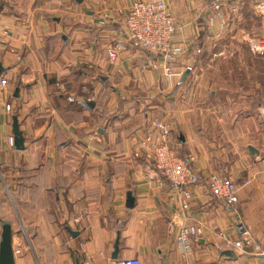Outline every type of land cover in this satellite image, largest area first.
I'll use <instances>...</instances> for the list:
<instances>
[{
    "label": "crops",
    "instance_id": "0c3cea01",
    "mask_svg": "<svg viewBox=\"0 0 264 264\" xmlns=\"http://www.w3.org/2000/svg\"><path fill=\"white\" fill-rule=\"evenodd\" d=\"M135 1L0 0L1 74L9 78L0 99V196L9 189L23 231L10 216L0 219L13 224L14 247L22 250L17 264H112L133 257L142 264H264V123L251 119V108L239 115L249 100L242 93L246 73L239 74L245 83L239 90L220 63L212 64V77L195 63L208 48L213 59L237 60V42L263 32L259 9L247 0L234 19L227 9L214 13L213 0H165L177 25L173 41L183 48L176 75L167 77L162 68H145L151 55L137 48L109 63L107 48L125 38ZM250 65L241 63L243 70ZM222 84L231 91L213 88ZM84 85L97 94L94 108L85 105ZM14 115L25 137L22 151L14 148ZM156 118L169 123L172 147L202 175L188 208L180 187L151 179L143 168L138 143ZM215 173L239 184L236 208L210 192L207 181ZM235 209L254 235L244 249L224 246L223 235L237 238ZM189 225L203 235L185 252L175 234Z\"/></svg>",
    "mask_w": 264,
    "mask_h": 264
},
{
    "label": "built area",
    "instance_id": "2783aa9c",
    "mask_svg": "<svg viewBox=\"0 0 264 264\" xmlns=\"http://www.w3.org/2000/svg\"><path fill=\"white\" fill-rule=\"evenodd\" d=\"M262 16L263 32L259 37L246 36L245 40L251 50L260 55H264V0H254ZM247 0H213L212 9L214 13L223 16L224 9H227L234 19L241 16L242 5ZM223 25L226 23L223 21ZM124 39L112 42L107 48V55L111 65H117L120 61L121 54L128 48H137L148 52L151 57L145 64V68H162L166 76H174L175 63L183 53V48L173 41L177 30L175 17L168 8L165 0H137L130 8L124 20ZM1 45V35H0ZM1 64V62H0ZM191 69V67H188ZM9 78L0 74V99L2 91L7 88ZM60 89L64 88L62 83L58 84ZM83 90L87 92L88 99H96V92L89 86L85 85ZM7 111L12 109V105L7 103ZM171 126L163 118L154 120L153 129L149 131L142 140L139 141L138 147L146 157L143 166L144 170L149 172L150 178H165L175 186L182 189L183 207L188 208L189 200L192 198L194 185L198 184L201 179V173L196 170L190 163L172 147ZM13 142V138H11ZM207 185L212 195L220 201H223L234 208L239 204V184L222 173L212 174ZM237 221L235 230L237 238L231 239L224 236V246H231L235 249H244L254 244V235L247 226L245 220L235 209ZM176 242L183 251H188L192 238L202 236V230L194 225L182 226L176 232ZM223 245L218 246L222 251ZM15 256L22 253L20 247H14ZM112 264H142L137 257L125 258L124 260H114Z\"/></svg>",
    "mask_w": 264,
    "mask_h": 264
},
{
    "label": "rangeland",
    "instance_id": "374dc122",
    "mask_svg": "<svg viewBox=\"0 0 264 264\" xmlns=\"http://www.w3.org/2000/svg\"><path fill=\"white\" fill-rule=\"evenodd\" d=\"M252 26V25H250ZM252 28V27H251ZM255 30H257L255 28ZM259 30H257V33ZM259 36V35H258ZM237 44H240V50H242L241 53L235 54L237 56V60H230L231 56L229 54H219V56H216L215 59H213V55H211V51L208 49L203 50L201 52V55L199 56V59L195 62L196 65L199 66H204L208 68V75L212 77L213 72H211L210 68H212V64L216 63L218 65L220 63L221 66L225 68V70H221L224 72V75L226 76V79H230L231 81L233 80L234 83H237V86H233L236 89L242 90L240 84H245L243 82V78H241L240 73L242 76H244V73L247 74V80L248 83H246V86L244 87V91L242 90L243 95L247 96L249 100H247V103L244 101L241 102L242 107L240 110V116H244V111L247 108H251V119H254L256 123H264V63H262V71L263 73L261 74L259 71V65L256 64L255 61H253L255 58L256 60H259L258 58L261 59L262 62H264V57L261 56L260 54H251L254 55L255 58H252L251 55L248 56V48L250 49L249 45H247L245 42H237ZM229 45V44H228ZM223 46H226V43L223 44ZM234 49H238V46H235ZM243 49L245 51H243ZM202 51V50H201ZM213 52V50H212ZM253 53V52H252ZM259 55V56H257ZM248 56V57H247ZM258 57V58H257ZM243 60H250L252 62V67L250 65L244 67L245 70L242 69L241 63ZM239 65L240 69H238L236 66ZM236 67V68H235ZM240 76V78H239ZM85 86V85H84ZM83 86V87H84ZM89 86V85H88ZM213 88H216L218 90L222 89H228L229 86H224L223 84L220 86L213 85ZM222 87V88H220ZM91 88V87H89ZM232 88V87H231ZM245 88L247 91H245ZM92 89V88H91ZM230 89V88H229ZM228 89V90H229ZM231 91V90H229ZM252 99V100H251ZM118 113V112H117ZM166 117V116H165ZM4 185V183H3ZM7 186V185H6ZM7 188V187H6ZM5 193L0 196V214L1 215H6L10 216L13 219V224H15L16 228H20L19 230L21 231V227L19 222L21 221V218L18 214V211H15V209L12 207V194L9 192V189L7 188V191H4ZM7 210V211H6ZM0 215V216H1ZM1 224H0V234H1ZM23 231V230H22ZM16 240V239H15ZM18 242L16 241V244Z\"/></svg>",
    "mask_w": 264,
    "mask_h": 264
},
{
    "label": "water",
    "instance_id": "95a60500",
    "mask_svg": "<svg viewBox=\"0 0 264 264\" xmlns=\"http://www.w3.org/2000/svg\"><path fill=\"white\" fill-rule=\"evenodd\" d=\"M3 71V66L0 64V74ZM188 71L184 73L183 78L188 74ZM19 88L16 89L15 95L18 97L19 94ZM86 106H89L90 108H94L95 101L94 100H88V102L85 103ZM12 127H13V134H14V148L16 150L22 151L26 148L25 143V137L23 134V131L21 130L20 124H19V117L18 115L13 116L12 121ZM250 152H257V149H255L252 145L249 146ZM135 202V198L133 197L132 193H128L127 197V204L129 207H133ZM0 224L2 226V231L0 234V264H17V256H15L14 252V240H13V224H11L10 221L6 219H0ZM71 233L76 234L74 231L70 230ZM119 249H120V233L117 234V239L114 245V251L113 257L118 258L119 256ZM223 254L231 256L233 255L232 250H225L223 251Z\"/></svg>",
    "mask_w": 264,
    "mask_h": 264
}]
</instances>
